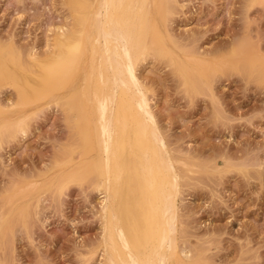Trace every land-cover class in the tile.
I'll list each match as a JSON object with an SVG mask.
<instances>
[{
  "label": "rangeland",
  "instance_id": "374dc122",
  "mask_svg": "<svg viewBox=\"0 0 264 264\" xmlns=\"http://www.w3.org/2000/svg\"><path fill=\"white\" fill-rule=\"evenodd\" d=\"M73 2L0 0L16 73L0 79V264H104V192L91 159L77 165L86 141L72 148L66 108L40 86L59 35L86 19ZM153 2L159 37L136 73L183 162L178 247L191 264H264V0Z\"/></svg>",
  "mask_w": 264,
  "mask_h": 264
},
{
  "label": "bare ground",
  "instance_id": "6f19581e",
  "mask_svg": "<svg viewBox=\"0 0 264 264\" xmlns=\"http://www.w3.org/2000/svg\"><path fill=\"white\" fill-rule=\"evenodd\" d=\"M78 1L73 6L88 9L86 19L59 35L40 86L66 108L72 148L86 141L77 165L91 159L104 192V264H191L177 243L183 162L169 149L136 73L150 36L159 37L154 0H93L89 8ZM14 72L0 55V79L13 82Z\"/></svg>",
  "mask_w": 264,
  "mask_h": 264
}]
</instances>
